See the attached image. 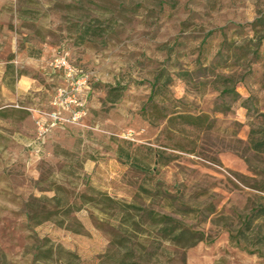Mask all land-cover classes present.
<instances>
[{"label": "rangeland", "instance_id": "rangeland-1", "mask_svg": "<svg viewBox=\"0 0 264 264\" xmlns=\"http://www.w3.org/2000/svg\"><path fill=\"white\" fill-rule=\"evenodd\" d=\"M63 52L86 114L40 136ZM252 135L264 0H0V264H264Z\"/></svg>", "mask_w": 264, "mask_h": 264}, {"label": "built area", "instance_id": "built-area-1", "mask_svg": "<svg viewBox=\"0 0 264 264\" xmlns=\"http://www.w3.org/2000/svg\"><path fill=\"white\" fill-rule=\"evenodd\" d=\"M51 66L56 70L64 71L70 85L69 87L61 88L57 92L53 105L58 110L50 115L49 125L47 126L42 122L38 123L40 136L46 134L52 127L57 126L61 122H78L86 114L81 94L88 87L87 78L72 63L69 52L58 54L51 60ZM62 110L68 111L69 117H64Z\"/></svg>", "mask_w": 264, "mask_h": 264}, {"label": "trees", "instance_id": "trees-1", "mask_svg": "<svg viewBox=\"0 0 264 264\" xmlns=\"http://www.w3.org/2000/svg\"><path fill=\"white\" fill-rule=\"evenodd\" d=\"M78 69L80 70V68H78ZM220 78L227 79V78H225L222 75H220ZM113 91L114 92L116 91V93L113 94V92H112V94H111L112 97L110 98V101L111 102H116L120 98V92H118L119 88H114ZM222 91L223 92H228L229 88L228 87H224ZM152 97H153V94H152L151 98ZM163 118L167 119L168 122H170V123L174 122L176 119L180 118V119H183V120H185V121H187V122L191 123L192 125H194L196 127H199V128L203 127V125H205V122L207 121V118L203 117L202 115L194 116L192 114H181V113H178V111H176V110H172L171 112L165 113L163 115ZM251 144H252V147L256 151H264V139L260 140V138H256L255 136L252 135L251 136ZM126 158L127 159H131V156L129 154H126ZM111 200H112V198H111ZM261 217H264V205H261V206H258L256 208H254L253 214L247 217L246 225L248 226L247 227L248 230L251 228L252 223L256 219H259ZM46 219H50V216H47ZM173 233H174V229L170 230V232L167 234V237L170 236ZM182 234H184V233H182ZM179 236H180V234L177 235V237H179ZM120 264H140V263L135 261V260H131L129 262H127L126 260H123V261H121Z\"/></svg>", "mask_w": 264, "mask_h": 264}]
</instances>
